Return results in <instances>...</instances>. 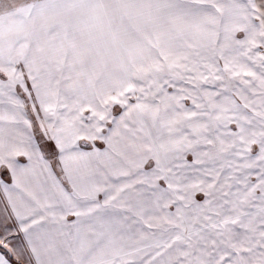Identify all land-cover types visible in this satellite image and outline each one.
Here are the masks:
<instances>
[{
	"label": "snow or ice",
	"instance_id": "snow-or-ice-1",
	"mask_svg": "<svg viewBox=\"0 0 264 264\" xmlns=\"http://www.w3.org/2000/svg\"><path fill=\"white\" fill-rule=\"evenodd\" d=\"M0 264H264V0H0Z\"/></svg>",
	"mask_w": 264,
	"mask_h": 264
}]
</instances>
